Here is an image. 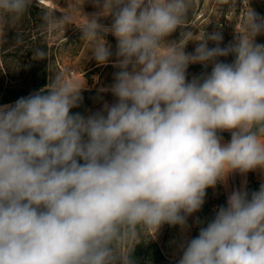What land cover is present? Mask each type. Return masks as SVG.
I'll return each instance as SVG.
<instances>
[{"label": "clouds", "instance_id": "obj_1", "mask_svg": "<svg viewBox=\"0 0 264 264\" xmlns=\"http://www.w3.org/2000/svg\"><path fill=\"white\" fill-rule=\"evenodd\" d=\"M32 4L0 0V20L20 21ZM94 4L99 11L79 26L74 6L42 9V27L75 24L100 64L112 55V34L117 102L73 114L84 85L50 63L45 89L0 105V264H132L143 233L164 224L186 232L208 188L233 172L264 171V44L254 42L264 17L249 0L224 47L219 32L166 39L185 27L192 0ZM109 16L110 26L99 22ZM189 41L194 53L185 52ZM229 55L231 63L218 59ZM47 57L36 49L33 58ZM194 63L211 72L189 81ZM181 251L178 264H264V184L232 191Z\"/></svg>", "mask_w": 264, "mask_h": 264}, {"label": "rangeland", "instance_id": "obj_2", "mask_svg": "<svg viewBox=\"0 0 264 264\" xmlns=\"http://www.w3.org/2000/svg\"><path fill=\"white\" fill-rule=\"evenodd\" d=\"M73 6L78 10L73 20L77 26L84 20L85 14L90 15L99 11L94 0H33L32 6L20 21L0 20V105H6L1 102L4 97L11 98L15 95L26 97L45 89L53 76L49 68L50 63H53L54 71L66 72L71 79L84 85L79 106L71 110L73 114L79 113L87 118L96 113H103L106 104L112 105L117 102V98L110 91L115 82V74L120 70L114 66L119 59L116 55L117 42L109 40L110 37H115L110 33L105 36L107 46L115 56L114 61L100 64L93 58L88 41L81 39L82 33L75 24L66 25L65 30L63 27L52 30L42 27V9L53 10L57 7L71 9ZM249 7L264 17V0H249ZM54 14L58 19L63 15L61 11ZM243 18L242 0H192L185 27L178 28L166 39L169 42L179 41L182 31H191L195 40L200 39L204 32L209 34L219 32L223 37L220 46L224 47L235 41L237 32L242 29ZM99 22L110 26L112 17H102ZM259 36H264V33L254 38L255 43ZM18 39L23 43H18ZM208 46L211 48L216 45L209 41ZM195 48L196 42L189 41L185 52L194 53ZM36 49L45 51L48 57L34 59ZM218 59L231 63L234 56ZM211 68V64L207 68L199 63L190 64L187 79L191 81L194 77L210 73ZM41 84L43 86H40ZM221 135L223 142L230 141L229 132L225 131ZM261 184H264V171L259 169L246 174L239 172L229 174L224 182H218L215 188L206 190L205 203L201 210L188 218L189 229L186 232L182 231L179 225L164 224L155 234L143 233L141 240L145 247L143 253L139 255V263L155 264L148 253L151 240L167 260V263L159 261L158 264H178L182 255L181 244L196 237L199 228L206 226V223L214 218L218 208L226 206L227 198L232 191L243 188L251 194L258 191ZM197 219L202 223L198 225Z\"/></svg>", "mask_w": 264, "mask_h": 264}, {"label": "trees", "instance_id": "obj_3", "mask_svg": "<svg viewBox=\"0 0 264 264\" xmlns=\"http://www.w3.org/2000/svg\"><path fill=\"white\" fill-rule=\"evenodd\" d=\"M110 42H117V40L113 37L109 38ZM262 42H264V36H259L256 38V44H261ZM115 56L111 55L110 60L109 61H114ZM44 82V81H43ZM40 86H43V84H41ZM9 93V92H8ZM16 93V92H15ZM20 97H22V95H15L12 96L11 98H7L4 97L1 102L3 104H8L10 102L16 101L17 99H19ZM149 239V238H148ZM150 246L148 248V253L150 254L149 257L151 258V261L155 264H158L159 261L160 262H164L167 263V260L163 257L160 249L158 248V246L153 243L151 240L149 241ZM143 247H145V244L143 243L142 240H140L135 246L134 249L131 253V260H132V264H141L138 261L139 255L141 253H143Z\"/></svg>", "mask_w": 264, "mask_h": 264}]
</instances>
